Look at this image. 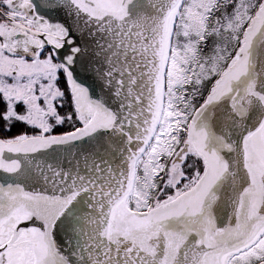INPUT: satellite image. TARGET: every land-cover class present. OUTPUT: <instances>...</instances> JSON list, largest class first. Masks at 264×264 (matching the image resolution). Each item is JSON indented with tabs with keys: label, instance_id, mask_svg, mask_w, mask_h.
<instances>
[{
	"label": "snow or ice",
	"instance_id": "1",
	"mask_svg": "<svg viewBox=\"0 0 264 264\" xmlns=\"http://www.w3.org/2000/svg\"><path fill=\"white\" fill-rule=\"evenodd\" d=\"M0 264H264V0H0Z\"/></svg>",
	"mask_w": 264,
	"mask_h": 264
},
{
	"label": "water",
	"instance_id": "2",
	"mask_svg": "<svg viewBox=\"0 0 264 264\" xmlns=\"http://www.w3.org/2000/svg\"><path fill=\"white\" fill-rule=\"evenodd\" d=\"M37 3H39V0H36ZM38 11H40L41 15H47L50 19L55 17L56 19H59L60 22H67L69 24H71L72 22V18L67 16L64 12H59V13H51V12H45L43 10L38 9ZM77 39L79 40V36H77ZM83 42H88L87 40L83 41ZM97 91V95H99L101 93V89L99 87H97L96 89ZM107 102L111 105L112 104V98L110 96H106Z\"/></svg>",
	"mask_w": 264,
	"mask_h": 264
},
{
	"label": "rangeland",
	"instance_id": "3",
	"mask_svg": "<svg viewBox=\"0 0 264 264\" xmlns=\"http://www.w3.org/2000/svg\"><path fill=\"white\" fill-rule=\"evenodd\" d=\"M19 127H23V125H20Z\"/></svg>",
	"mask_w": 264,
	"mask_h": 264
}]
</instances>
